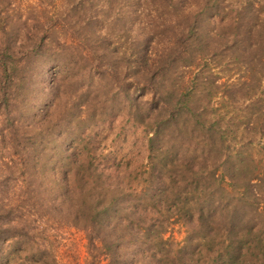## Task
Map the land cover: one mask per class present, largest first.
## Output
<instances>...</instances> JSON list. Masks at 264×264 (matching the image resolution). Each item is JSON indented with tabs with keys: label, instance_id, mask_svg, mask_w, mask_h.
Here are the masks:
<instances>
[{
	"label": "trees",
	"instance_id": "obj_1",
	"mask_svg": "<svg viewBox=\"0 0 264 264\" xmlns=\"http://www.w3.org/2000/svg\"><path fill=\"white\" fill-rule=\"evenodd\" d=\"M46 45L110 86L145 162L71 143L22 185L4 164L0 264H65L67 243L73 264H264V0H0V108Z\"/></svg>",
	"mask_w": 264,
	"mask_h": 264
},
{
	"label": "rangeland",
	"instance_id": "obj_2",
	"mask_svg": "<svg viewBox=\"0 0 264 264\" xmlns=\"http://www.w3.org/2000/svg\"><path fill=\"white\" fill-rule=\"evenodd\" d=\"M55 62L62 63L56 66ZM67 62L63 56L54 58L49 45L43 46L31 57L26 79L12 86L8 107L0 108V167L7 164L18 170L15 177L20 185L28 182L27 171L32 173L35 166H49V157L59 169L71 143L76 150L101 153L104 161L115 166L132 169L145 162L144 131L121 122L122 117L117 116L120 98L114 96L107 83H90L81 75L82 67L70 68ZM87 91H98L96 98H107L102 110L98 107L87 111ZM77 138L83 142L73 144ZM182 231L183 227L175 223L166 235L171 233L179 239ZM69 238L74 240L73 252L79 261L83 256L81 234L72 232ZM64 248L67 250L60 247L59 257L65 264H73L70 257L66 260L70 245L67 243Z\"/></svg>",
	"mask_w": 264,
	"mask_h": 264
}]
</instances>
